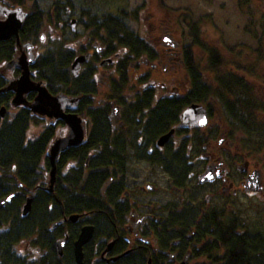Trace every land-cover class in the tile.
Here are the masks:
<instances>
[{
  "label": "trees",
  "instance_id": "obj_1",
  "mask_svg": "<svg viewBox=\"0 0 264 264\" xmlns=\"http://www.w3.org/2000/svg\"><path fill=\"white\" fill-rule=\"evenodd\" d=\"M0 5L22 7L28 12L20 40L22 45L32 43L40 50L31 67L32 78L42 82L53 95L79 98L74 112L85 119L88 126L85 143L61 155L58 178L53 191H50L49 150L60 137L59 129L65 127L64 122H49L34 115L29 108L15 110L13 115L11 102L14 94L0 93V200L20 192V196L0 212V264H77L73 243L85 223L95 226L96 238L117 240L116 250L121 253L127 249L124 240L126 225L132 210L137 208L133 207L136 193L129 178L132 163H163V171L174 185L184 187L187 173L191 172L197 155L186 149L190 145L202 146L200 137L192 139L194 142L198 140L196 144L191 141L181 146L186 149L179 151H156L151 155L150 148L179 124L187 107L193 103H207L211 96V89L197 65L194 47L206 51L208 67L213 70L223 65L219 54L207 48L195 33L191 45L183 49V65L189 76L191 91L181 98H164L151 110L156 96L148 87L150 73L139 78L138 84L142 88L137 91L131 87L130 74L134 61L142 65H146V61L153 64L160 57L147 40L129 29V12L102 17L87 13L88 22H85L84 16L81 17L83 28L92 33L101 52L95 53L92 61L75 77L71 70L76 59L75 52L72 44L62 36L72 21L63 19V14L71 12V0H57L49 12L43 10L40 0H0ZM47 25L53 28L46 30ZM19 51L16 38L1 42L0 69L14 60ZM115 55L119 58L112 66L114 74L107 85L106 99L96 103L101 91L96 63L113 59ZM150 68L153 69L152 66ZM19 75L20 72L16 71L14 78ZM8 83L6 78L0 79V89ZM219 83L222 89L218 91L220 101L229 112V117L241 125L242 120L236 111L238 103L229 102L223 93L231 95L242 89V78L229 74L223 76ZM34 98V94L30 95L29 101ZM114 106L120 109L119 119L112 117ZM3 108L7 110L4 117L1 115ZM32 124L42 125L39 134L29 135ZM64 166L68 170L63 174ZM33 192L35 198L31 211L23 216V208ZM73 216L79 218L76 224L62 223L52 230L54 224ZM195 220L202 223L194 224L198 233L195 239H206V247L201 249L202 255L199 256L209 260L205 264H264V243L258 247L255 239L242 238V233H239L242 220L238 217L209 214L205 218L198 216ZM153 222L150 223L158 233L155 239L166 245L177 235L169 230L177 226L186 229V225L190 226L194 220L191 214L175 218L167 216L161 219L160 232ZM65 234L69 236L70 244L60 256L56 242ZM26 242L41 250L42 255L37 260L17 252L16 247ZM152 244L147 246V250L109 264H148L149 260L151 264H161L162 258ZM220 252H223L222 256ZM88 254L84 264H92L90 250Z\"/></svg>",
  "mask_w": 264,
  "mask_h": 264
},
{
  "label": "flooded vegetation",
  "instance_id": "obj_2",
  "mask_svg": "<svg viewBox=\"0 0 264 264\" xmlns=\"http://www.w3.org/2000/svg\"><path fill=\"white\" fill-rule=\"evenodd\" d=\"M242 16L247 17L245 20L246 35L256 43L257 49V52L254 53L248 52L247 58L254 61V65L260 62L262 63L264 60V0H242ZM69 27L74 30L76 24L75 27H73L71 22ZM164 41L171 46V48L165 50L166 55H160L157 48L155 49L153 47L159 54L160 59L153 64L146 61V66L150 65L154 68L155 65L161 63L162 58H166V56H168L167 59L169 62L177 64L183 62V58H180L179 53L181 45L174 43L172 39L168 38H164ZM93 50L94 52L90 53L91 58L81 67L80 73L83 68L92 61L94 54L101 52L98 46H94ZM77 57L78 56H76V58ZM117 58H119V55L114 56L113 63H106V60L99 63V65L101 68L105 65L113 66L118 60ZM132 67H134V64H132ZM95 69L98 70V67ZM10 73L13 75L12 78L9 79L5 75L2 79L6 78L8 81L12 80L15 72ZM113 74L114 70H112L110 75ZM204 80L211 89V96L207 103L193 104L202 105L207 109L209 117L208 126L206 128H182L180 127V117V122L175 126V134L170 141L163 147H159L157 141L156 144L150 148L151 155L156 151L160 153L168 150L179 151L181 148L186 149V147H181L182 145L189 144L196 136L200 137V141H202L203 144L202 146L194 147L190 145L188 149H186V151L195 152L197 155L193 161L191 172L187 173L188 179L183 185L184 187L180 188L174 185L170 176L163 171V163L138 161L163 172V175L168 179L169 189L173 192L171 194L173 200L165 205L137 202L135 201V197L137 198L138 195L142 196L144 191L151 192L154 187L147 184L145 188L138 187V189L132 185L134 190H136L135 192H137L133 197V207L136 206L137 208L132 210L129 224L126 225L124 240L127 242V249L119 253L120 251L118 249L116 250L117 240L112 239L107 241L105 239L96 238L95 226L85 223L80 233L84 227L93 226L95 228V235L93 240L83 249V264L89 255V250L91 252L90 262H92V264H98L100 262L109 264L116 263L129 255L134 256L141 250H147V246L152 242L154 251L158 252L159 256L162 258L161 264H205L209 260L207 261L206 257L201 258L199 256L202 255L201 249L204 250L206 247V239H201L200 241L195 239L198 233L197 227L194 226V224L201 225V221L195 219L198 216L205 218V216L209 214H223L225 217H238L242 220V230L239 231V233H242V238L247 237L249 239H255L258 247L262 246L264 243V234L252 233L249 228H246V223L249 219H255L260 223L261 220L262 222L264 221V67L252 66L248 69L242 67V89L236 90L239 92L242 102L237 99L233 102L238 103L236 105V111L239 114V118L242 120L241 125L238 121L235 122L229 117V112H227L225 105L220 101V93L217 91L214 92L207 80ZM148 87L152 88L156 96L151 110H153L164 98H181L191 91L190 81L185 94L179 97L163 96L152 84H149ZM216 87L221 88V84H217ZM215 98L218 99L217 102L219 101L221 103L224 114L226 115L225 119L221 115L222 108L220 110L218 105H216ZM212 102L215 103V108L212 107ZM239 103H242V105ZM114 108L118 107L114 106ZM119 118L120 109H118V114L115 115L113 119ZM217 118L220 119V123L218 124ZM227 119L229 120L226 121ZM237 132L240 134L238 136V144L232 147L230 145V138H232L233 133L236 134ZM197 142L198 140L195 142L192 141L194 144ZM67 170V167L64 166L62 168V173H66ZM208 170L210 171L209 177H204L202 180V177ZM148 186H152V189L149 190ZM16 193L20 196V192ZM142 211L144 213H142ZM181 214L183 216L191 214V219L194 220V223L190 226L186 225V229L179 226L174 227L169 230V232L172 231L174 234H177L174 236V239L166 245L159 243L158 239H155V235L158 233H156V229L152 227L150 222L154 220L153 223L160 232L162 229L160 228L161 225H159L161 224V219L163 220L167 216L175 218ZM78 219L77 217L73 222L70 221V218H64L60 222L54 224L52 230L62 223L67 224L72 222L76 224L79 221ZM65 235L64 238L58 239L56 242L57 246L59 241L68 237L64 252L70 244L69 236L67 234ZM75 242L73 243V247ZM31 254H37L39 257L42 255L41 250L37 247Z\"/></svg>",
  "mask_w": 264,
  "mask_h": 264
},
{
  "label": "rangeland",
  "instance_id": "obj_3",
  "mask_svg": "<svg viewBox=\"0 0 264 264\" xmlns=\"http://www.w3.org/2000/svg\"><path fill=\"white\" fill-rule=\"evenodd\" d=\"M56 1L40 0L45 12H49ZM69 8L71 12L63 14V19H69V22L75 20L76 28L72 30L71 27L67 26L62 36L68 43L72 44L75 56L94 52V46H98L92 33L85 31L83 28L81 24L82 16H84L85 22H88L87 13L102 17L104 15L118 16L121 11H127L131 19L127 21L129 29L139 37L147 40L155 49L157 48L160 55H166L165 50L171 48L164 41V38H168L172 39L174 43L181 45L179 53L180 58H183V49L185 46L191 45L195 33L199 35V39L207 48L217 51L219 61L223 65L219 69L213 70L208 67L209 56L206 51L197 46L193 49L197 65L214 92L222 91L220 87L216 86L220 84L219 80L223 76L233 74L242 78V67L245 69L252 66L264 67L263 59L262 63L254 65V61L247 58L248 52L254 53L257 52V49L256 43L246 35L245 20L247 17L242 16V0H71ZM50 28H53V26L47 25L46 30ZM36 52L37 54L40 52L37 47ZM19 54L21 55V52ZM167 58L168 56L166 58L163 57L161 63L155 65V69L150 68V65H142L140 62L134 61V69L130 74L131 87L136 89V91L142 88L138 84L139 78L144 74L150 73L151 80L149 84L157 88L160 94L167 97L183 96L189 85L187 71L183 62L172 63ZM99 63H96V66L98 67L97 80L101 91L95 101L96 103L106 99L107 85L109 80H111L110 74L113 70L110 65L101 68ZM6 76L9 79L13 77L10 72ZM223 94L224 98H227L231 103L235 99L242 102L238 91L231 95ZM217 100L215 98L216 105L221 110V103L219 101L218 103ZM214 102H212V107L215 108ZM221 115L225 119L226 115L223 108ZM216 120L217 124L220 123L219 118ZM41 127L42 125L32 124L29 134H39ZM66 134V126L59 129L60 136ZM239 135V132L233 133L232 138H230L232 147L237 146ZM129 178L132 185L136 188H145L147 184L154 187L151 192L144 191L142 196L138 195L137 198L135 197V201L143 204L159 203L160 205H165L173 200L171 195L173 192L169 189L168 179L161 170L148 166L143 162L134 161ZM135 193L137 194V192ZM142 213L144 212L142 211ZM246 224V228H249L250 232L264 234V221L262 222L261 220L260 223L255 219H249ZM16 249L18 253L30 256L32 260L39 258V255L31 254L36 249L33 243H21ZM222 253H219L220 256H222Z\"/></svg>",
  "mask_w": 264,
  "mask_h": 264
},
{
  "label": "water",
  "instance_id": "obj_4",
  "mask_svg": "<svg viewBox=\"0 0 264 264\" xmlns=\"http://www.w3.org/2000/svg\"><path fill=\"white\" fill-rule=\"evenodd\" d=\"M28 17L22 7H10L0 5V43L10 41L16 38L19 48L22 50L14 60L6 63L2 69H0V79L4 77L8 72L20 71V77L9 81V85L0 90V93L13 92L14 97L11 102V107L15 109L29 108L34 115L42 118H48L49 120L63 121L67 128V134L57 138L51 145L49 150V158L51 163L49 190L53 191L60 157L63 153L73 149L81 147L87 138V125L86 120L80 117L74 112L79 98H70L67 95L59 94L53 95L49 92L47 87L42 82H36L32 79L31 67L34 65L37 59L36 47L32 43L21 44L20 32ZM2 18V19H1ZM75 27V20L72 22ZM91 54L81 55L75 59L72 64V74L76 77L79 75L81 67L85 65ZM112 63V61H109ZM31 94H36L33 102L28 100ZM7 110L3 108L1 111L2 117L5 116ZM13 115L15 113H12ZM118 114V108H114L112 116ZM209 123V117L207 109L198 104H193L188 107L181 116L180 127L182 128H206ZM175 130H171L168 134L162 136L157 145L159 147L165 146L170 139L174 136ZM208 172L202 177H209ZM151 190L152 186H148ZM19 196L18 193L0 200V211L9 205L14 199ZM35 198V192L31 193L28 197L26 204L23 208V216H27L32 208V204ZM77 216L70 218V221H75ZM95 228L93 226H86L82 229L77 241L74 244L75 261L77 264H83L84 252L83 249L94 238ZM68 242V237L57 243L58 253L60 256L64 254V248ZM151 264V260L149 261Z\"/></svg>",
  "mask_w": 264,
  "mask_h": 264
}]
</instances>
